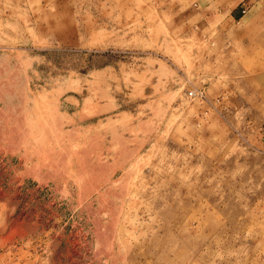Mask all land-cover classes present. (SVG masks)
<instances>
[{"label":"rangeland","instance_id":"374dc122","mask_svg":"<svg viewBox=\"0 0 264 264\" xmlns=\"http://www.w3.org/2000/svg\"><path fill=\"white\" fill-rule=\"evenodd\" d=\"M194 3L0 0V264H264V6Z\"/></svg>","mask_w":264,"mask_h":264},{"label":"crops","instance_id":"0c3cea01","mask_svg":"<svg viewBox=\"0 0 264 264\" xmlns=\"http://www.w3.org/2000/svg\"><path fill=\"white\" fill-rule=\"evenodd\" d=\"M194 8L200 7V3L208 5L205 9L210 10L207 12L204 8L198 9V19L207 22L208 20H217L219 24L226 22H237L247 15L256 17L264 6V0H193ZM245 10V14H241ZM257 14V15H256ZM255 15V16H254Z\"/></svg>","mask_w":264,"mask_h":264},{"label":"built area","instance_id":"2783aa9c","mask_svg":"<svg viewBox=\"0 0 264 264\" xmlns=\"http://www.w3.org/2000/svg\"><path fill=\"white\" fill-rule=\"evenodd\" d=\"M245 12H246V11L243 10L241 14L243 15V14H245ZM187 95H188L189 98H195V97H197V96L199 97V96L203 95V92H201V91H197V90H194V91H190V92H188Z\"/></svg>","mask_w":264,"mask_h":264}]
</instances>
